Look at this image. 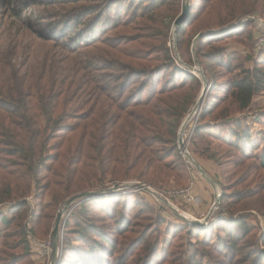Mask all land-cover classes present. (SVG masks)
Wrapping results in <instances>:
<instances>
[{
	"label": "trees",
	"instance_id": "1",
	"mask_svg": "<svg viewBox=\"0 0 264 264\" xmlns=\"http://www.w3.org/2000/svg\"><path fill=\"white\" fill-rule=\"evenodd\" d=\"M41 1L24 2L26 7L33 6L35 12L30 17L13 8L15 13L11 16L16 22L4 30L25 44L27 56H2L0 51V149L15 157L20 168L10 173L14 183L0 179V202L12 199L17 201L14 207L18 209L10 218L1 217L0 222L15 227L16 246L25 253H30L26 217L30 216L32 224L45 221L42 228L39 226L40 233L48 234L59 202L90 189L106 174L114 180L136 178L153 186L167 183L170 177L189 182L191 168L181 161L177 132L200 88L199 78L180 67L165 46L162 64L149 68L120 56H88L83 52L95 44V29L110 25L122 5L142 19L154 9L164 8L174 20L181 0H51V14L39 7L45 3ZM78 1L84 4H76ZM90 1H102L105 7L85 4ZM191 5L189 16L176 28L175 37L186 64L194 62L190 50L193 38L200 32L215 31L203 34L195 46L196 60L210 80V87L190 136V152L218 166L227 159L232 161L231 168L243 167L246 162L264 168L263 129L256 130L245 121L254 97L264 90V59L260 64L245 66L240 56L227 53L221 43L223 35L249 28L253 23L243 21L247 17L263 20L264 0H201L193 17ZM238 21L243 22L220 30ZM48 42H56L70 56H38L41 43ZM262 48L260 56H264V45ZM114 50L120 51L116 47ZM220 70L229 76L225 82L217 81ZM184 87L187 91L183 97L174 94ZM219 90L222 94H216ZM130 95L141 106L137 112L126 110L119 101ZM214 95H221L215 106L214 101L208 102ZM82 105H88L82 118L91 119L95 125L84 126L83 134L76 138L71 132L64 149L57 151L51 141L63 133L68 113L77 112ZM251 123L264 127V112H255ZM86 136L90 139L87 142ZM224 146L227 150H223ZM88 150L97 155L89 156ZM170 157L180 162L181 169L173 168L171 160L167 161ZM88 159L93 164L89 165ZM94 165L98 167L92 172L89 166L94 169ZM45 172L50 184H54L45 207L49 212L36 215L26 196L40 184ZM218 184L222 187L220 202L208 226L157 218V212L137 194L131 195L136 197L131 200L127 195L83 200L65 220L58 264H155L161 258L159 250L163 244L159 237H152L157 229L148 232L144 227L141 231L133 228L132 219L138 210L131 214L132 207L140 210L143 205L154 216V223L164 224V231L171 228L193 235L194 241L184 247L181 256L171 254L161 264H207L214 255L227 263L234 258V264H264V250L257 246L245 215L238 214L241 209L231 208L232 203L251 201L252 194L227 190ZM34 228L30 227L31 234L41 239ZM0 245V264H17L20 256L8 253L6 243ZM23 264L33 262L27 260Z\"/></svg>",
	"mask_w": 264,
	"mask_h": 264
},
{
	"label": "rangeland",
	"instance_id": "2",
	"mask_svg": "<svg viewBox=\"0 0 264 264\" xmlns=\"http://www.w3.org/2000/svg\"><path fill=\"white\" fill-rule=\"evenodd\" d=\"M50 1L51 0H42L41 2H45V3L39 6L49 14H51V12H53L54 10V7L49 5ZM65 1H69V0H65ZM24 2H26V0H0V51L2 53V56H27L28 48L25 47V44L24 43L23 45L20 44L18 41H16L17 38L15 39L12 37L13 35L10 36L4 32V30L8 29L9 25L13 21L16 22L11 16L12 13H15L13 8H15V10H21L23 16L25 17L26 16L30 17V14L35 12L33 6L29 7L28 5L26 7L25 5L26 3ZM118 2L121 3L120 1ZM123 2H125V0H123ZM70 4L72 3H69V5ZM76 4H84V3L78 1ZM85 4L87 5L93 4L95 7H101V8L105 7V3H103L102 1H98V2L90 1V2H86ZM189 4H192L191 5L192 8L190 12H191V17H193L195 15L196 9L201 5V0H189ZM181 6L182 3L180 4L179 12L177 16L180 14ZM56 10H61V9H56ZM135 13L127 11L126 7L123 5L118 9L116 15H113L112 12L113 17L111 18L110 25L100 26L98 29H95L97 34L95 35V37L92 38L93 41H95V44L90 48L88 47L83 49L84 55L92 56L93 54L94 55L100 54L98 56H120L124 61H130L135 65L138 66L144 65L149 68L155 65L157 66L159 64H162V60H163L162 50L163 47L165 46L166 48L169 49L172 58L176 60L177 64L180 67L184 68L180 64L179 60H181L182 62L184 61L182 59V56H180V53L178 52V48L176 45L175 37H176L177 27L175 28L173 25L175 19L173 20V18H171L167 10L164 8L154 9L152 12L147 14L146 18L143 19L140 17H134L138 15V13L136 14ZM17 20L20 23L18 18ZM252 23L253 24H251L249 28L244 27L243 29L238 30L236 33L229 32L223 35L221 40V43L225 44L226 46V52L234 53L237 54V56H240V60L244 62L245 66H251L256 63L260 64L261 60L264 59V56H260V52L261 50H263V48L262 46H259L256 43L258 31L263 33L264 26L255 20H252ZM11 32L13 34L14 30L12 29ZM131 39L134 40L130 41ZM196 43L197 41L194 42V38H193L190 49L194 58V62L193 64H191L192 66L195 65ZM203 44L206 45L205 42ZM114 47H116L120 51L118 52L115 51ZM204 48H206V46ZM38 51H39L38 56H47V54L51 56H70L65 52H62L61 48L56 45V42L41 43ZM140 56H145V58L140 59ZM232 58H230L229 60L231 61ZM220 72L222 71L220 70ZM224 74L225 73L222 72L220 77L222 76L223 77L221 79L220 77H217V81L225 82V80L229 78V76H225ZM198 78L200 80V88L194 97V101L191 104H189L188 113L186 114V116L191 113L190 111H192V108L195 105L196 100L198 99L201 93L202 80L200 77ZM173 82L176 81L174 80ZM129 89L126 91L125 95L129 92ZM186 91L187 89L184 87L182 90L174 91V94L178 97H183ZM220 91L221 90L216 91L217 92L216 94H222ZM144 93H146V90L144 91ZM140 95L144 96L142 95V93ZM140 95L136 94L135 96H140ZM131 96L133 95H130L128 99H125L123 97L119 99V101L122 102V106L126 110L130 112H137L141 109V106L137 105L138 100L136 98L133 99ZM218 96L216 97L215 95L210 96V100H208V102L214 101L213 105L215 106V104H217L215 100H217ZM205 100H206V95L204 96L203 102ZM88 105L87 106L82 105L80 109L76 110L77 112L70 111L68 113L67 117L64 119V122L67 125L63 133H61L58 137H56L54 140L51 141V143H53L58 147L57 151L61 152L64 149V146L66 144V139L71 136V132L73 133L75 132V138H76L80 134H83L85 128L84 126L91 127L92 125H95V122H93L91 119L84 120L83 119L84 117L82 118V116L87 113V112L85 113V110L88 107ZM255 112H257L258 114L264 112V90L258 93L254 97L251 111L247 113L248 115L247 118L245 119V121L248 122L250 125H252L253 128H255L256 130L263 129L264 132V127H262L260 124L251 123V120L253 119ZM199 114H200V110L198 111L197 114L194 115L193 119L185 123L184 132H183L186 134L185 137L183 135L186 148L189 151L192 158H194V160L197 162L200 160V158H197L194 154L190 152L191 144L188 136L190 135V133L193 132L192 127L194 128L198 120ZM186 116L183 117L181 123L183 122ZM88 120L91 121L87 123ZM206 120L211 122V118L209 117H207ZM86 123L87 125H85ZM180 126L178 128V132ZM75 138L73 139V145ZM89 140L90 139L87 137V139H85V142ZM223 148H224L223 150H227L225 146ZM87 153L91 157L97 155L92 150H88ZM180 155L182 157L181 161L185 162V164L188 165L191 168V170H194L198 174V176L201 177V179H199L200 183L197 182L196 184L193 178H189V181L193 180L194 186L196 187V191H195L193 186L194 193L200 198V202H197V204L184 203L179 199H175V197H172L168 194L169 190L175 188H182L188 184V179H180L177 177L173 179H171L170 177V180L167 183L153 186L136 178H130L125 180H114L110 178L109 174H106L100 180L93 182V185L91 186L90 189L84 191H100L104 189H109L115 186L116 184L127 185L128 183L131 182L134 183L139 182L141 184H145L148 187H150V189L156 192V195L160 197L161 200H163L164 202L165 200H167L169 203L167 202L165 204L160 199H157L156 196H153L150 192H147L144 189H137L136 187L125 188L123 190L114 189V191L112 192L109 191L106 193H101L97 196L127 195V198L130 199L131 197H133L131 195L137 194L146 202L148 206H150V208L152 207L154 213L157 212L156 213L157 218H160V216H162L175 223H178L180 221L186 222L184 220H181L177 216V213L182 214L184 212L190 214L192 218L201 220L207 215L211 207V204L214 200L216 191L211 186V184L204 177H202V175L194 168V166L188 162L186 158L187 156L185 155L184 157L181 153ZM167 161L171 162L175 170L181 169V167L179 166L180 162L178 160L177 161L173 160L170 157L167 159ZM87 162L89 163V165L93 164L92 159H88ZM221 162L222 165L220 166H218L217 164L215 165V163H212V165H210L211 163L208 164L209 165L208 167H210V172H208V174L212 176L217 181V183L220 182L224 187H226V189L232 188L231 190L233 191L237 190L241 192L249 191L252 194L253 198L251 201H244L239 205H235L232 203L231 208L236 210L241 209V211L238 214L242 216L245 215L244 217L250 224L251 234L254 235L257 246L261 250H264V214H263L264 213V168H258L256 167L257 165H248L249 162H246L243 167L231 168V164H230V162H232L231 160L222 159ZM97 167L98 165H94V169H92V167L89 166V170L93 172L97 169ZM19 169L20 168L17 164L16 158L8 155L6 151H2L0 149V179L1 180L8 179L9 182L14 183V179L11 177L10 173L18 171ZM169 174L170 176H172L173 172ZM49 177L50 176L47 175V173L45 172L40 180V184L33 187L31 192L26 196V201L28 203L30 210H32L36 215L39 213L43 214L45 212H49L48 209L45 207L47 206L50 198L49 190L52 187H54L53 183L50 184ZM17 183L20 185L22 184V181L19 180L17 181ZM218 188L221 194L222 187L220 184H218ZM27 197H30V200H27ZM67 199L68 198L60 201L59 204L56 206L54 211L55 213L54 220L57 215V212L61 210V208H63V205L65 204ZM16 202L13 201L12 199H7L3 202H0V218L1 217L10 218L11 216L15 215V213L18 210L15 209L17 207H14L17 204ZM79 204L80 202L72 203L68 207V209L63 213V219L67 218L70 212L76 209ZM218 206L212 209L211 214L208 215L209 217L208 221L202 226H208V224L212 220L214 213L217 211ZM132 208L133 209L131 210V214L138 210V212H136L134 215L135 217H133L132 219L133 228L136 229L137 231H141L142 229L145 228V230H147L148 232L149 231L153 232L155 229H157L156 234H153L152 237L153 236H156V238L159 237L160 240L163 242L161 249L159 250V253L161 254V258L155 264H161L164 260L167 261L168 259L171 258V254L176 257H178L179 255L181 256V252L182 250H184V247L188 245L190 242L194 241L193 235L188 236L183 233H177L175 230H172L171 228L169 229L166 228L167 230L164 231L163 230L164 224L162 222L160 223L158 222L157 224L154 223L153 221L154 216L151 215L146 205H143V207H141L140 210H139L140 207L138 206H134ZM172 208H174L177 212L173 211ZM54 220L52 222V227L54 225ZM25 221L26 223L30 224L31 229L35 227L33 231H35V234L39 238H41L40 240H44L49 235H51L52 227L48 234L40 233L39 226L42 228L45 221H40L39 225L37 223L32 224L30 216L26 217L24 219V222ZM14 233H15L14 226L8 227L7 225H3L0 222V243L1 242L6 243V250L8 253L14 254L16 256H20V260L17 261V264H23L27 260L32 261L33 264H48L50 262L51 253L49 254V257L39 255L37 250L34 249L33 245L30 243H29L30 253H25L20 248H18V246H16L18 239L15 236H13ZM114 236L115 238H117V240L120 239V237L116 235ZM47 258H48V262H47ZM223 260L224 259L219 255H214L212 258L209 259L207 264H234L236 263L237 259L232 258L233 261H230L229 263Z\"/></svg>",
	"mask_w": 264,
	"mask_h": 264
},
{
	"label": "water",
	"instance_id": "3",
	"mask_svg": "<svg viewBox=\"0 0 264 264\" xmlns=\"http://www.w3.org/2000/svg\"><path fill=\"white\" fill-rule=\"evenodd\" d=\"M182 6H181V11L180 14L175 18L173 25L174 27H178L182 21H184L188 16H189V10H190V4H189V0H181ZM252 18L251 17H247L246 19H244L243 21H251ZM243 21H238L235 23H231L228 24L222 28H220L221 31L242 23ZM219 30V29H218ZM215 30H209V31H205V32H200L198 33L195 38H194V42H196L203 34L205 33H209V32H214ZM180 64L189 72L193 73L195 76L200 77L202 80V89H201V93L200 96L198 97L197 101L200 103L199 107L196 109V112L200 110L203 100H204V96L206 95L208 88L210 87V82L205 78L203 71L198 63V61L195 59V65H186L184 62H182L181 60ZM179 63V62H178ZM195 111V110H194ZM192 114H188L185 119L183 120V122L181 123L178 135H177V143H178V148L180 153L185 157V155L187 156V160L188 162L194 166V168L202 175V177H204L210 184L211 186L214 188V190L216 191L215 196H214V200L211 204V207L207 213V215L203 218V219H196V218H186L185 216L177 213V216L181 219L186 221V223L188 224H192V225H199L202 226L204 225L207 221H208V215L211 214L212 209L216 208L219 204V200H220V190L218 188V183L217 181L210 176L205 170L204 168H202V166H200V164L194 160V158H192V156L190 155L189 151L186 148V145L184 143L183 140V132H184V127H185V123H187L190 118H191ZM131 187H136L137 189H144L147 192H150L153 196H156L157 199H160V197H158L156 195V192L152 189H150V187H148L145 184H141V183H128L127 185H120V184H116L115 186L109 188V189H104V190H100V191H84V192H80L77 193L73 196H71L70 198H68L65 202V204L63 205V208H61V210H59L57 212V215L55 217L54 220V225L52 227L51 230V238H52V246H51V259H50V263L49 264H58L59 262V258H60V254H61V250H62V231H61V226H64L63 224L65 223V219H63V213L68 209V207L74 203V202H81L83 200H86L88 198H92L94 196H97L101 193H106L109 191H114L115 190H123L125 188H131ZM161 200V199H160ZM163 201V200H161ZM164 202V201H163ZM168 201L165 200V204ZM169 203V202H168ZM173 211L177 212L174 208H172ZM176 214V213H175ZM63 219V220H62Z\"/></svg>",
	"mask_w": 264,
	"mask_h": 264
},
{
	"label": "built area",
	"instance_id": "4",
	"mask_svg": "<svg viewBox=\"0 0 264 264\" xmlns=\"http://www.w3.org/2000/svg\"><path fill=\"white\" fill-rule=\"evenodd\" d=\"M250 17L252 18V20L258 21L261 25L264 26V24H263L264 22L261 18L256 17V16H250ZM256 43L259 46L264 45V30H263V33L258 31ZM196 113H198V111ZM191 119H193V118H191ZM192 129H193V127H192ZM191 134L192 133H190V135L188 136L189 140H190ZM183 135H184V137L186 136L185 133H183ZM183 140H184V138H183ZM184 143H185V141H184ZM193 186H194V182H193V180H191L188 182V184L185 187L175 188V189L169 190L168 194L172 197H175V199H179L180 201H182L184 203L197 204V202H200V198L194 193ZM27 200H30V197H27ZM29 229H30V224L26 223V237H27L29 243L33 245L34 249L37 250L39 255L49 257V254L51 253V246H52L51 235H49L44 240H40V239H37L36 237H34L31 234ZM62 230H63V226H61V231ZM47 262H48V258H47Z\"/></svg>",
	"mask_w": 264,
	"mask_h": 264
},
{
	"label": "crops",
	"instance_id": "5",
	"mask_svg": "<svg viewBox=\"0 0 264 264\" xmlns=\"http://www.w3.org/2000/svg\"><path fill=\"white\" fill-rule=\"evenodd\" d=\"M202 161V162H201ZM198 163L200 164V166H202V168H204V170L208 173V172H210V167H208L209 165L208 164H210V165H212V161H210V160H203V159H200L199 161H198ZM191 170V169H190ZM190 173H191V178H193L195 181V184L197 183V182H199L200 180L199 179H201V177L200 176H198V174L194 171V170H191L190 171ZM200 183V182H199ZM194 189H195V191H196V187L194 186ZM197 193V192H196Z\"/></svg>",
	"mask_w": 264,
	"mask_h": 264
},
{
	"label": "bare ground",
	"instance_id": "6",
	"mask_svg": "<svg viewBox=\"0 0 264 264\" xmlns=\"http://www.w3.org/2000/svg\"><path fill=\"white\" fill-rule=\"evenodd\" d=\"M199 105H200V103L196 100V103H195V105L193 106L192 111H190L191 114H192L191 118H193L194 115L197 114V113H196V109L199 107ZM194 110H195V111H194ZM191 118H190V119H191ZM181 213H182V212H181ZM181 215L185 216L186 218H190V219H192V216H191L190 214H187V213H184V212H183Z\"/></svg>",
	"mask_w": 264,
	"mask_h": 264
}]
</instances>
